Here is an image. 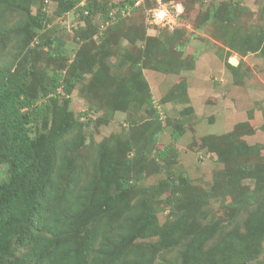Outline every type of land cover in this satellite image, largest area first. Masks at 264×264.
Returning a JSON list of instances; mask_svg holds the SVG:
<instances>
[{
	"label": "rangeland",
	"instance_id": "rangeland-1",
	"mask_svg": "<svg viewBox=\"0 0 264 264\" xmlns=\"http://www.w3.org/2000/svg\"><path fill=\"white\" fill-rule=\"evenodd\" d=\"M41 1L30 2L28 10L23 8L25 0H18V6L0 5V73L21 74L31 68L23 76L21 98L34 103L56 94L50 100L43 132L60 121L67 131L56 144L49 176L52 205L57 207L60 199L66 200L65 206L68 201H84L86 183L91 182L100 157L118 164L129 156L131 175L138 178L133 182L135 193L126 205L113 209L107 232L128 233L133 216L145 204L154 208L158 225L186 231L195 225L169 209L181 192L171 186L160 189L159 183L182 176L191 193L200 195L210 189L216 174L228 179L234 168L219 161L214 148L225 142L235 145L238 140L248 145L244 151L253 167V176L243 178L241 184L252 188L258 177L263 186L259 194L264 198V0H161L178 9L176 17L172 12L174 23L165 26L147 20L158 0H140L135 8L114 18L101 9V5L108 8L110 0H87L93 11L83 23L77 21L79 8L57 14L55 0H50L44 16ZM31 15L42 21L36 22ZM27 23H34L32 38L18 29V24ZM78 24L85 29L79 31ZM47 38L52 41L44 43ZM37 42L42 43L39 52H32L26 62L28 49ZM61 69L65 72L62 81L74 78L77 70L83 72L82 78L52 92L50 75ZM6 77H0V82ZM146 96L153 106L145 101ZM28 110L22 108L24 113ZM28 123L34 135L40 124L33 119ZM177 131L180 136L173 140L171 134ZM230 132L235 138L225 135ZM127 143L133 149H124ZM6 175L7 167L0 162V180ZM143 189L156 195H143ZM228 202V197L212 198L205 206L208 217L222 218L227 230L232 224L224 221V210H231L223 204ZM245 215L243 210L237 218L240 231ZM36 230L44 234L42 226ZM179 234V242L168 248L160 245L157 236L131 241L123 251L126 263L138 259L141 248L153 242L158 248L152 264H184L185 233ZM223 234L208 245L224 247ZM13 242L11 254L16 258L25 248ZM100 242L98 237L94 245ZM203 255L193 264H210V257ZM255 257L240 264H264V242ZM6 259L9 264L10 255Z\"/></svg>",
	"mask_w": 264,
	"mask_h": 264
},
{
	"label": "trees",
	"instance_id": "trees-1",
	"mask_svg": "<svg viewBox=\"0 0 264 264\" xmlns=\"http://www.w3.org/2000/svg\"><path fill=\"white\" fill-rule=\"evenodd\" d=\"M32 1L25 0L23 8L28 10ZM55 1L57 14L70 8H79L80 13L82 10L89 12V15L93 11L91 2L87 0L83 5L79 2L85 0ZM6 3L12 6L19 4L18 0H0L1 7ZM50 3V0L41 1L40 9L44 16ZM123 8L125 12L135 8L134 0H110L108 8L101 5L105 12L118 16ZM31 18L36 20L39 17L31 15ZM41 21L42 19L36 20ZM77 21L80 23L83 20ZM34 23H27L22 27L18 24V29L32 38ZM87 23L89 24L88 21ZM78 25L75 27H79V31L85 29L81 24ZM51 41V38H47L44 43ZM27 44L26 40L24 46ZM40 46L42 43L37 42L28 49L26 62L31 60L32 52H39ZM30 72L32 69L27 67L21 74L0 73L1 78L7 76L0 82V162L7 167L6 177L0 180V264H5L7 255L11 257L9 264H116L118 261H121L120 264H152L158 243L152 242L143 246L141 256L128 263L123 252L125 245L135 239L157 236L160 245L168 248L179 242V233H185V239H182L185 241V249L182 252L184 264L195 263L204 256L203 254L210 257V264H240L256 258L255 254L264 242V198L259 194L263 186L258 177L251 181L252 188L241 184L243 178L253 176L252 164L244 151L248 145L242 140H238L235 145L225 142L214 148L219 161L234 165V168L228 179L221 180L216 174L210 189L200 195L191 193L188 180L182 176L159 183L160 189L166 190L171 186L181 192L182 196L177 195L175 198L176 205L169 209L176 210L183 221L195 225L186 231L158 225L154 208L145 204L133 216L128 233L107 232L112 222L113 209L122 203L126 205L130 194L135 193L133 182L138 178L131 175L133 168L129 156L121 158L118 164L107 156L100 157L94 164L91 182L86 183V199L80 204L68 201L66 206V200L60 199L57 207L52 205L48 193L49 176L55 163L56 144L66 133L67 127L60 121L59 126L43 132L50 115V100H54L56 94L38 103L26 97L21 98L24 94L23 76ZM82 73L77 70L74 78L62 81L65 77L62 69L52 72L50 90L56 92L60 85L74 84L82 78ZM145 101L149 106H153L150 96H146ZM22 108L30 110L24 113ZM32 119L40 124L36 127L34 135L29 133L33 130L28 123ZM225 135L235 138L233 132ZM179 136L178 131L171 134L173 140ZM78 140L75 139V146L79 145ZM124 149L129 151L133 146L127 143ZM166 151L160 153V156ZM249 185L251 186L250 183ZM145 190H142L143 195H156L155 192ZM64 196L68 199L69 191H66ZM226 197L229 202L223 204V207H230L231 213L224 210V221L232 224L228 230L222 226V218L216 217L215 214L208 217L205 209L210 199ZM243 210H246L242 222L244 230L240 231L237 218ZM41 226L44 228L43 235H39L36 230ZM221 231L224 234L220 241L224 247L212 248L208 244ZM98 237L101 238V244L96 246L94 243ZM13 241L25 248L16 258H12L11 254Z\"/></svg>",
	"mask_w": 264,
	"mask_h": 264
},
{
	"label": "built area",
	"instance_id": "built-area-1",
	"mask_svg": "<svg viewBox=\"0 0 264 264\" xmlns=\"http://www.w3.org/2000/svg\"><path fill=\"white\" fill-rule=\"evenodd\" d=\"M140 1V0H139ZM137 1V3L139 2ZM159 4L151 9L150 15L151 19L157 23V24H164L172 21L170 10L167 6L161 3L160 0H158Z\"/></svg>",
	"mask_w": 264,
	"mask_h": 264
},
{
	"label": "clouds",
	"instance_id": "clouds-1",
	"mask_svg": "<svg viewBox=\"0 0 264 264\" xmlns=\"http://www.w3.org/2000/svg\"><path fill=\"white\" fill-rule=\"evenodd\" d=\"M137 1H139V0H134V5H137L138 3H137ZM161 1V0H160ZM81 5H83L84 3H85V1H80L79 2ZM162 3V2H161ZM162 4H164L165 6H167L165 3H162ZM79 6V5H78ZM157 6V5H156ZM168 7V6H167ZM155 8V7H154ZM169 8V10H170V13H171V15H172V12H174V16L176 17V15H177V11H178V9H172V8H170V7H168ZM151 9H153V8H151ZM151 9L149 10V12L151 11ZM120 13L121 14H125V9L123 8V10H121L120 11ZM110 15L112 14V13H109ZM120 14V15H121ZM87 16H89V12H83L82 10H81V13L79 14V16L77 17V20H83L82 22H80V23H83L84 22V19L87 17ZM171 18H173L172 16H171ZM147 20H148V22L149 23H151V24H153V25H156V26H165V25H170V24H173L174 23V21H173V19H172V21L171 22H168V23H164V24H157V23H155L152 19H151V15H150V13L148 14V18H147Z\"/></svg>",
	"mask_w": 264,
	"mask_h": 264
}]
</instances>
